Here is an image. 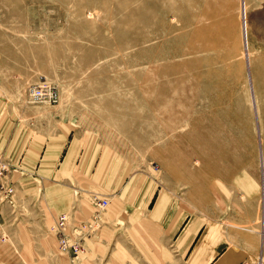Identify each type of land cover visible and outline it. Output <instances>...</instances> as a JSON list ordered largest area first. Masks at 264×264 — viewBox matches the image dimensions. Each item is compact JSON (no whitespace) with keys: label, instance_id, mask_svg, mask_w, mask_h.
<instances>
[{"label":"rangeland","instance_id":"obj_1","mask_svg":"<svg viewBox=\"0 0 264 264\" xmlns=\"http://www.w3.org/2000/svg\"><path fill=\"white\" fill-rule=\"evenodd\" d=\"M263 3L0 0V130L33 106L71 122L191 212L249 230L264 262V37L249 22ZM44 82L55 106L29 101ZM17 171L0 206V264H85L58 248L53 189Z\"/></svg>","mask_w":264,"mask_h":264},{"label":"crops","instance_id":"obj_2","mask_svg":"<svg viewBox=\"0 0 264 264\" xmlns=\"http://www.w3.org/2000/svg\"><path fill=\"white\" fill-rule=\"evenodd\" d=\"M39 110L6 122L0 154L20 178L53 189L45 205L68 212L67 233L80 238L85 264H264L249 230L191 212L148 170L133 171L116 153L98 154L73 123L45 119ZM94 199L108 207L99 210Z\"/></svg>","mask_w":264,"mask_h":264},{"label":"built area","instance_id":"obj_3","mask_svg":"<svg viewBox=\"0 0 264 264\" xmlns=\"http://www.w3.org/2000/svg\"><path fill=\"white\" fill-rule=\"evenodd\" d=\"M28 97L30 103L34 104H46L49 106H55L59 102V94L56 88L49 83H41L40 85L33 86L28 89ZM12 166L2 157H0V206L8 201L14 194V188L12 184L7 181ZM96 207L104 209L107 206V201H96ZM69 215L61 214L57 217L52 231L55 234L58 248L61 252L70 255L73 260H78L85 255V250L80 245V238L71 237L67 233V227L69 224ZM96 222L94 221L89 225L95 227ZM79 237V235H76Z\"/></svg>","mask_w":264,"mask_h":264},{"label":"bare ground","instance_id":"obj_4","mask_svg":"<svg viewBox=\"0 0 264 264\" xmlns=\"http://www.w3.org/2000/svg\"><path fill=\"white\" fill-rule=\"evenodd\" d=\"M250 21H251V26L254 25L253 30L259 36L264 37V3L262 5V7L258 11H255V12L250 14L249 22ZM247 22H248V20H247Z\"/></svg>","mask_w":264,"mask_h":264}]
</instances>
